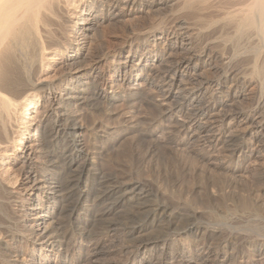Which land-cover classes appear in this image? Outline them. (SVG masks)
<instances>
[{
  "label": "bare ground",
  "instance_id": "obj_1",
  "mask_svg": "<svg viewBox=\"0 0 264 264\" xmlns=\"http://www.w3.org/2000/svg\"><path fill=\"white\" fill-rule=\"evenodd\" d=\"M178 1L190 11L188 19L196 25L193 28L196 30L195 37L190 28L183 27V21L167 20L168 26H164L165 22L162 26L157 23L149 25L136 36L122 40L114 46L111 60L106 57V51L92 58V49L98 48L93 46L95 34H100L103 25L111 23L118 14L130 16L131 11L125 10L129 3L134 8L150 12L171 8ZM213 9L217 12V9L224 10V17L217 19L225 22V28H231L230 32H224L222 28L217 36L219 39L223 42L226 38L230 40V34L240 38L239 42L254 39L253 45H242L240 49L246 53L257 51L256 55L264 56V0H0V264H87L90 260L85 258V253L89 251L84 252L80 239L84 241L93 236L89 218L94 217L98 209L92 215L89 207L93 206L90 202L95 199L92 196L100 192L96 188L98 173L102 172L98 155L104 151L99 145L90 144L93 141L87 143L84 137L92 134L94 137L90 139L95 142L101 140L115 145L121 134V130L119 132L116 127L106 124L107 118L101 119L105 123L95 119V122L88 123L86 118L90 108H96L110 119L111 115L108 116L107 112L115 103L122 102L130 111L146 99L147 104L157 108V111H164L169 119L175 118L174 130L180 135L168 137L167 141L177 152H187L188 145L196 143L199 149H189L188 153H194L210 164L219 161L217 153H213L219 146L225 148V161L231 163L236 160V166L251 159L257 163L264 162V100L261 98L262 80L258 79L259 82L256 78L260 73L258 63H254L251 75L245 76L241 67H229L232 58L227 59L228 56L220 48L216 50L209 46L207 41L211 34L202 35L203 38L200 36L203 30L211 29L214 23H218L217 19L210 17L215 11ZM134 40L139 41L135 43ZM198 40L204 46L195 50ZM250 41L249 44L252 43ZM125 47L127 54L122 56L120 53ZM220 47L223 49L225 46ZM181 51L185 56L172 62L171 55ZM163 66L165 69L159 73ZM106 73L110 76L106 77ZM101 85L113 89L109 94L104 93ZM145 87L149 88L150 94L145 93ZM258 92L260 96L255 98L253 109L246 112L243 108L244 111L241 109L222 115V118L219 116L223 128L214 129L212 123L216 112L232 107L238 101L254 100L253 96ZM192 104L199 107L188 115ZM132 116L131 125L124 131L135 128ZM230 130H234V134ZM143 131H140L143 136L153 135L150 130ZM232 171L235 172V166ZM117 176L112 174L113 178ZM149 186L152 187L150 183H138L137 187L143 191ZM154 200L151 204L158 203ZM155 207L157 213L161 211L164 214L169 210L168 214L176 217V212L167 205ZM149 211L144 212L151 213ZM131 212L134 213V210ZM156 212L149 221L151 224L158 219ZM191 213L197 214L194 211ZM74 214L76 217L71 220ZM199 224L186 226L182 230L183 238L208 243L222 237L218 228ZM130 228L127 234L134 236L145 226ZM247 237L237 234L225 240L227 249L232 250L230 254L222 248H216L214 252L190 254L183 242L181 244L177 240L178 237L163 243L141 242L124 262L264 264V241H250ZM239 240L247 248L241 249L243 244L238 246ZM160 243L163 246L169 244L168 249L162 248Z\"/></svg>",
  "mask_w": 264,
  "mask_h": 264
},
{
  "label": "rangeland",
  "instance_id": "obj_2",
  "mask_svg": "<svg viewBox=\"0 0 264 264\" xmlns=\"http://www.w3.org/2000/svg\"><path fill=\"white\" fill-rule=\"evenodd\" d=\"M179 2L180 1H178V3H176L174 6H171V8H168V9L163 8L160 10H154L150 12L141 11L137 7L134 8V6H131V3H129L128 4L129 6L127 5L125 7L126 8L125 10L131 11L132 14L130 16L118 14L116 17H114L111 23H109L108 25H103V27L100 29L101 31L100 34H95L97 36L94 37L96 41L94 40L93 46L94 47L98 46L97 49H99V52H97V49L93 48L92 53H91L92 58L101 55V53L105 54L107 52L108 54L106 57H108V60H111L113 52H114L113 50H115V47L122 40L126 38L128 39L129 37L136 36L138 33H140L141 30H143L144 28H147L149 25H155L157 23V25L162 26V24H164L162 22L166 23L167 20L168 22H170L171 20L183 21L184 22L183 27L187 28V30L188 28H190V31L191 32L193 31L192 33H193V36L195 37L196 33L194 34V32L196 30H194L193 28H196L195 27L196 25L194 26V24L192 23L193 21L188 19L190 11L186 9L185 7H183L181 3ZM178 4L180 5V7L178 6ZM213 10H215L214 13L212 12ZM213 10L211 11L213 15H211L210 13L211 15L210 17L213 16L214 19L218 18L219 20H221L222 16L224 17L223 15L224 10L217 9L218 12L216 11V9H213ZM182 14L185 15L184 18H182L184 16ZM181 18L183 20H181ZM218 19L216 21H218ZM185 20L189 22H185ZM166 24H164V26H168V24L167 25ZM214 24L211 26L212 31L211 29L206 28L207 30H203L200 36L203 38V36L205 37V35L211 34L210 38L207 41L209 43V46L212 48L214 47L215 49L217 48L216 50L221 49V51L224 52V55H226V57L228 56L227 59L232 58L229 61L230 62L229 67H233V68L241 67L242 68V69L240 68L241 70L244 69V71H242L244 72V75L245 74L251 75L249 73L252 72L254 63L255 64L258 63L257 67L259 68L258 72L260 73L257 74L256 78L258 77L257 80L258 79L262 80L261 82L259 80L258 81L262 84L261 92L263 94L261 93V98L264 100V90H263L264 89V78H263L264 77V73H263L264 67L263 68L261 67L264 64V59H263L264 56L262 54L256 55L258 54L257 51H252V52L249 51L246 53L244 52L243 49H240L242 48V45L243 46H246V44L247 46L253 45V43H255L254 39H251V38L249 39V41L251 40L250 42H252L250 44H249V41L246 39H245L246 41L243 40L242 42L241 41L239 42V40H241L240 38H237L236 36H232L230 34L228 35L230 36L228 37L230 40H227L226 38V40H224L225 42H223V40L217 37L221 34L219 32H221L222 28H224L222 31L227 32L229 30L228 32H230L231 28H228V26L225 28L226 25H224L225 22L223 20L218 21V23L215 25ZM134 41L135 43H137L139 40L138 41L134 40ZM238 43L241 46L238 45L237 47ZM223 45L225 47H223ZM200 46L201 47L204 46V43H202L200 40L196 41L195 50H197L196 48H199ZM220 46H222L223 49ZM122 50L123 51L120 53V55L125 56L127 54V48L125 47ZM232 52L233 54H231ZM182 56H185L184 51L174 52L171 55V60L172 62H174L175 59L180 58ZM137 58L138 57H136V60ZM255 58L258 61H256ZM103 59L105 58L103 57ZM123 60L124 59H122V61ZM262 61H263V64H262ZM234 64H238V65H234ZM164 69L165 68L163 66V68L160 70L159 73H162ZM105 75L106 77H109L110 73H106ZM187 87H191V86L187 85ZM100 88L101 90L104 91V93L108 92V94L113 89V88L112 89L107 88L106 86H102V85L100 86ZM145 88H146L145 93L150 94L149 88L148 87H145ZM259 96H260V93L258 92L257 94H254L253 96L254 100L250 99L247 101L246 100L238 101L232 107L225 108V109L222 108L221 110L218 111L219 113L216 112L214 122L212 123V126L214 127V129H217L219 126H220L219 129L223 128L222 123H221V118L224 115H227L230 112H231L230 114H232L233 111L236 112L241 109H242L241 111L245 110L246 112L253 109L254 105L256 104L255 98H258ZM115 104L113 105V107H111L109 112H107L108 116L111 115L110 119H108L107 116L104 117L103 114H101L99 110H96V108L95 109L90 108L89 113L87 114V116L89 117L86 118L89 120L88 123L95 122L93 121L94 119L96 121L100 120L105 123L106 121L101 120V119L107 118L108 122H106V124H110L111 126L116 127L115 130H118L119 132L121 130V134H119L120 136L119 140L115 145L113 144L110 145L107 142L101 141V140L95 142L94 139H90L94 137L92 134L91 136L88 134V136L85 135L84 137V139L86 138L85 140H87L86 141L87 143L89 141H93L90 144L95 143V145L97 146L99 145L98 147H100V149L103 148L102 151H104L102 152V155H98V164H99V167L102 168V172L98 173V175L100 174L99 179L97 180L99 184H97L96 182V185H97L96 188L97 190L99 189L100 192L97 191L95 195L92 196V198H95L96 200L93 199L94 202H90V203H93V206H92L93 208L89 207V212L92 215H94L95 212L98 213V214L95 213L96 216L94 215V217L90 216L92 219L89 218L91 220L89 221L90 223L89 228H91V225H92L93 227L92 235L93 236H91L92 238L91 237L85 238L84 241H82V238L80 239L81 240L80 244L84 246V252L89 251L85 253L86 254L85 258L88 257L90 259L87 264H100V263L101 264H105V263L106 264H125L124 261H126V258L135 250L136 246L139 243L153 242V241L163 243L164 241L167 242L172 237H173L172 239H175V238L177 239L178 237L177 240L181 244L183 242L187 251L190 254H194V253L203 254V252L205 253L214 252L215 251L214 249L216 248L217 249L222 248L223 251H225L227 254H230L232 250L231 248L227 249V247L225 246L226 243L224 242H226L227 240H230L232 236L237 235V234L241 237L248 236L247 238L250 241L256 240L259 243L260 242L262 243L264 241V225H263L264 224V210L262 209L264 208L263 207L264 206L263 205L264 204V196H263L264 195L263 194L264 193V168H263L264 162L258 161L257 163V161L254 162V160L251 159V160L239 163L236 166L235 165L236 160H234L231 163H228L225 161V148L223 147L224 149H222V146H219V148H221L220 151L218 150L219 148L217 147L218 149H215L213 153L214 154L217 153L216 155H218V158H220L221 160L219 159V161H217L218 164L217 163L210 164L208 162H205L197 158V156H195L194 153H188V151H190L189 149H192L193 151H197L199 149L196 143L189 144L187 152H180V151L177 152L172 145L168 144V141H167L168 137H174V136L177 137V135H180L178 132L176 133L174 130L175 118L169 119V117L163 114L165 112L161 110H159L161 111L159 113V111H157L158 110L157 108L156 110L155 107H152V105H149L146 103V99H144L143 102L138 103L136 108L130 109V111L128 108H125L127 107L126 105L123 106L124 104L122 102H117V105ZM172 105L175 107V104H172ZM172 105L171 107H173ZM196 107H197V104L190 105V107L188 108V110L190 109L188 112V115H192L194 113V110L197 109L199 106L197 108ZM243 108L245 109L243 110ZM247 109L249 110L247 111ZM161 114L163 115L161 116ZM130 115H133L132 117L135 120L134 121L135 123L132 124L135 126V128L133 130L130 129L128 131H124L127 126L131 125ZM219 116L221 118H218ZM216 118H218L219 120ZM143 130L145 132L146 130H150V132H152L153 135L143 136V134H141ZM230 131H233L231 133L234 134V130H230ZM231 133H227V134L225 133V135H228ZM110 146L112 147L109 148ZM215 164L219 166L214 167ZM234 166H235V172L232 171L234 169ZM112 174H113V177L117 175L118 176L116 178H113ZM106 179L107 181L109 180L110 182L111 180H113V182H111L112 184L110 182L108 183ZM119 180L121 181L120 183H119ZM132 180H133V183H132ZM134 181H137V182L134 183ZM116 182L119 184H117ZM125 182L132 183V184H128V183L126 184ZM104 183H106L107 186ZM138 183H142L145 185L150 183L152 187L150 186L145 187L144 188L145 190H143L145 192H143L137 187ZM121 184H123V186ZM105 187H108V188H105ZM148 188L151 194H148L149 193L147 191ZM124 189H126L128 192ZM131 189L133 191H131ZM155 189H158V190L156 191ZM103 191L105 192L104 194H103ZM114 191L116 192L114 193ZM155 191L157 192V194H155L156 193ZM137 192H139V194ZM143 193H146V194H143ZM109 194H111V196ZM98 195H101V196L99 197ZM120 195H122L123 197L121 196L120 198ZM128 195H129V198H128ZM111 198L114 199L113 202H110L112 201ZM118 198H119V202H118ZM154 199H158L159 201L154 200ZM162 199L164 201H162ZM146 200H149V202ZM152 200L157 201L159 204L158 203L156 204V202L155 204H151V203H154ZM122 201L123 202L125 201V202L122 203ZM108 202L111 204H109ZM161 203L167 205L168 208L173 209L176 212L177 218L176 217L174 218L170 214H168L169 210L164 214L161 211L157 213L155 211L157 210V208L155 207L156 205L157 207L165 206V205L161 206ZM109 205H111L110 208L108 207ZM133 205L134 207H132ZM257 205L261 207H257ZM131 207L134 209H132ZM148 207H151V209H149ZM174 207L176 210L174 209ZM153 208H156V209H153ZM178 208L180 210H177ZM94 210H97V211L94 212ZM101 210H105V211H101ZM133 210H134V213L136 211L135 214H137V216L133 212H131ZM137 210L139 211L137 212ZM187 210H189V212H186ZM144 211H149L151 213H148V212L145 213ZM190 211L197 212L196 214L197 216L193 215ZM155 212L157 214L156 218L158 219L155 220L154 223L151 224L149 221L152 215L155 214ZM99 214H101L100 215L101 217L99 216ZM146 214H148L149 216H147ZM167 215H169V217ZM98 216L103 219H100ZM75 217H76V214H74L71 217V220H74ZM194 217H195V220L193 219ZM142 219L144 220L142 221ZM198 223H201V225L199 224V226H204V227L210 226L211 228H214V229L218 228V230L220 231L219 233H221L222 239L221 238L213 239L215 241L210 240L208 243L207 242L202 243L200 239L199 241H193L194 239H192V241L189 239L185 240L183 238V231L186 229V226L188 228L192 224L198 225ZM140 225H144L145 228H143L139 233H136L134 236H129L127 234V232L129 233V231L131 230V228L129 229V227H132V228L135 226L139 227ZM173 232L174 233L178 232L176 233L177 236L175 235L174 237ZM225 233L227 235H225ZM122 234H127V235H125L126 236L125 237ZM166 235L168 237H166ZM226 237L227 239H224ZM155 239H157V241ZM180 239L182 241H180ZM194 242L196 244L193 245ZM240 244L241 245L243 244L241 243V240L238 241V246H241ZM161 245L163 246V244ZM245 246L246 244H243L241 246V249ZM168 247H169V244H165L162 248L168 249ZM197 247H200V248H197ZM90 252L92 255L90 254ZM100 256L101 258H99ZM123 258L125 259L123 260ZM104 261L105 263H103Z\"/></svg>",
  "mask_w": 264,
  "mask_h": 264
}]
</instances>
